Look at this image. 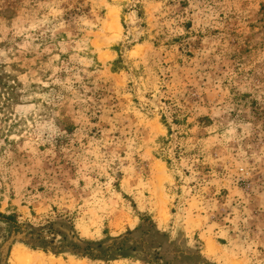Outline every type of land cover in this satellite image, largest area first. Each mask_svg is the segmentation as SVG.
<instances>
[{
  "label": "rangeland",
  "instance_id": "rangeland-1",
  "mask_svg": "<svg viewBox=\"0 0 264 264\" xmlns=\"http://www.w3.org/2000/svg\"><path fill=\"white\" fill-rule=\"evenodd\" d=\"M15 249L264 264V0H0V264Z\"/></svg>",
  "mask_w": 264,
  "mask_h": 264
},
{
  "label": "bare ground",
  "instance_id": "bare-ground-1",
  "mask_svg": "<svg viewBox=\"0 0 264 264\" xmlns=\"http://www.w3.org/2000/svg\"><path fill=\"white\" fill-rule=\"evenodd\" d=\"M110 21H111V23L109 24L110 27H108V28L116 29L118 31L120 29V27H122L117 20V13L115 11L111 12ZM14 256L17 259V261H19L21 264H26L31 259V257L29 255H27L26 253H23V251H21L19 249L14 250Z\"/></svg>",
  "mask_w": 264,
  "mask_h": 264
}]
</instances>
